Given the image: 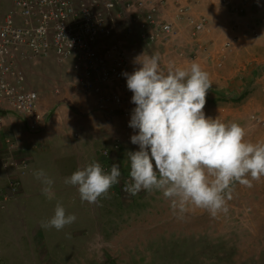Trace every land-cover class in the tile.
Returning <instances> with one entry per match:
<instances>
[{"label":"rangeland","instance_id":"rangeland-1","mask_svg":"<svg viewBox=\"0 0 264 264\" xmlns=\"http://www.w3.org/2000/svg\"><path fill=\"white\" fill-rule=\"evenodd\" d=\"M11 6V0H0V14ZM259 20L264 18L256 21ZM191 31L182 26L166 44L147 52L140 48L137 56L159 53L165 71L170 64L187 68L192 61L202 66L205 61L193 38L197 35ZM242 33L247 46L238 51L241 66L236 67L247 69L235 77L222 75L225 83L213 84L206 96L204 113L206 118L240 124L247 132L245 140L256 143L264 141V42L254 41L248 27ZM260 41V45L254 43ZM233 48L223 49L224 54H232ZM217 63L210 66L217 70ZM26 73L30 86L40 92L41 102L44 99L71 105L89 101L95 105L91 97L75 88L69 68L53 60L34 61ZM56 88H60L59 92ZM114 117L117 116L109 118ZM124 127L119 128L118 134L124 135ZM127 175L121 172L117 195H113L117 199L97 209L98 229L87 231L91 235L80 239V248H47L48 257L42 264H264V177L253 181L251 188L236 183L233 198L227 201L228 212L212 217L195 207L180 213L160 192L141 191L131 197L122 191ZM79 225L82 227L83 223ZM44 251L45 248L42 255Z\"/></svg>","mask_w":264,"mask_h":264},{"label":"crops","instance_id":"crops-1","mask_svg":"<svg viewBox=\"0 0 264 264\" xmlns=\"http://www.w3.org/2000/svg\"><path fill=\"white\" fill-rule=\"evenodd\" d=\"M180 2L197 3L193 15L209 20L205 31L193 38L205 61L201 67L209 72L213 84H224L222 75L235 77L246 70L243 65V68L236 67L241 66L239 52L246 45V41H242V30L256 28L261 35L254 41L261 39L264 42V21H256L258 17L264 18V0H244V11L236 17L220 0ZM249 14H252V20H249ZM231 42L234 46L232 54L225 51L230 52L225 55L224 46ZM254 43L260 45L262 41ZM217 53L220 54L218 57L215 56ZM228 61L235 67L227 64ZM212 62H218L217 70L214 69L216 66H210ZM92 103L82 101L68 105L43 99L41 109L46 114L47 127L36 134L28 130L23 118L0 112V263L42 264L48 257L47 248H80V239L91 235L87 231L98 229L99 206L117 199L113 195H117L120 181L109 190L110 198H101L96 204L82 202L77 188L64 183L66 177L93 160L99 162L105 172H110L112 164H118L122 173L129 174L126 154L138 150V146L126 137L127 122L122 117L101 115ZM123 125L124 135L118 134ZM130 134L136 133L131 130ZM6 140L16 143L15 148H10ZM105 152L109 156H105ZM9 158L18 161V165L6 167ZM38 169H44L54 180L55 196L51 200L42 194L43 186L33 176ZM17 180H21V186L14 191L11 185ZM57 202L62 203L66 215L74 214L76 221L62 230L41 227L42 221L54 215ZM79 222L83 223L82 227ZM43 248L44 255L41 253Z\"/></svg>","mask_w":264,"mask_h":264},{"label":"clouds","instance_id":"clouds-1","mask_svg":"<svg viewBox=\"0 0 264 264\" xmlns=\"http://www.w3.org/2000/svg\"><path fill=\"white\" fill-rule=\"evenodd\" d=\"M140 67L124 72L132 92L130 137L138 150L127 152L131 182L124 191L136 196L141 191L160 192L171 207L184 213L189 207L206 210L212 217L227 213L234 185L253 187L264 177V141L245 140L246 129L236 122L206 118V96L213 82L209 72L192 61L187 68L169 65L163 70L159 53L134 59ZM42 194L53 199L54 180L44 169L33 172ZM121 170L110 172L93 160L64 179L75 186L82 202L96 204L110 198L109 190L119 183ZM57 202L54 215L41 222L43 228L62 230L76 221Z\"/></svg>","mask_w":264,"mask_h":264},{"label":"built area","instance_id":"built-area-1","mask_svg":"<svg viewBox=\"0 0 264 264\" xmlns=\"http://www.w3.org/2000/svg\"><path fill=\"white\" fill-rule=\"evenodd\" d=\"M11 2L8 11L0 14V112L23 118L35 134L46 129L47 120L40 92L28 82L26 68L30 63L48 59L68 67L75 88L91 97L98 111L122 117L129 125L135 105L122 73L140 67L134 63L136 50L147 52L166 44L182 26L199 36L209 23L207 17L193 15L197 3L179 0ZM243 2L220 0L232 15L243 13ZM249 32L256 38L261 35L256 28ZM231 47L232 42L226 43L224 49ZM131 130L128 126V141ZM6 143L12 149L16 146L11 140ZM17 163L9 158L5 165L15 167ZM129 182L131 178L126 176L122 184L126 194L124 187ZM20 186L21 180L11 185L14 191Z\"/></svg>","mask_w":264,"mask_h":264},{"label":"trees","instance_id":"trees-1","mask_svg":"<svg viewBox=\"0 0 264 264\" xmlns=\"http://www.w3.org/2000/svg\"><path fill=\"white\" fill-rule=\"evenodd\" d=\"M129 176V175H128Z\"/></svg>","mask_w":264,"mask_h":264}]
</instances>
